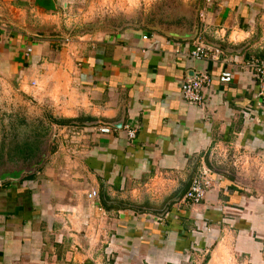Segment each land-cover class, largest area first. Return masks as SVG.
<instances>
[{"label": "crops", "instance_id": "0c3cea01", "mask_svg": "<svg viewBox=\"0 0 264 264\" xmlns=\"http://www.w3.org/2000/svg\"><path fill=\"white\" fill-rule=\"evenodd\" d=\"M77 1L0 0V150L38 147L0 159V174L35 164L0 182V264H211L219 238L228 259L262 264L264 201L247 177L264 171V101L239 64L264 0H204L191 25L66 31ZM198 36L222 46L219 61L188 56ZM200 70L203 103H186L181 82ZM201 165L214 186L178 207Z\"/></svg>", "mask_w": 264, "mask_h": 264}, {"label": "rangeland", "instance_id": "374dc122", "mask_svg": "<svg viewBox=\"0 0 264 264\" xmlns=\"http://www.w3.org/2000/svg\"><path fill=\"white\" fill-rule=\"evenodd\" d=\"M202 1L204 0H154L152 2L140 1L136 3H129V0H111V2H105L104 0H79L72 6L73 14L69 13V15L65 18L66 20L69 18V21H67L68 26L66 25L67 27L65 30L68 31L69 28H73L75 26L77 27H75L76 29L82 30L84 27L88 26L94 27L100 25L104 27L106 25H122L128 22L139 24L146 29H156L157 27H161L163 24L174 25V23H178L181 20H184L186 23L191 25L192 22H197V18H199L200 14L198 12L200 11L199 8L203 4ZM260 4V6H256L257 14L253 23V33L249 35L248 41H250L252 49L254 50L253 52H250L249 55L261 58V56L264 57V2ZM66 35L68 37L67 32ZM14 106L22 108L23 105L16 102ZM25 115V118H28L27 122H33L32 114L26 113ZM17 128L19 129L18 131H21V134L25 133V129H23V127ZM18 131L16 132L18 133ZM230 166L233 168V173L236 174L237 172L238 176H244L242 171L239 169L241 164L237 163V165H235V163H231ZM247 179L252 183V186L256 187V190L258 188L257 192L251 191V197L256 199L260 198L264 201V171H262L259 176H251L247 177ZM219 239L207 248L209 249V252L211 251L212 253H215V261L211 264H245L241 260L236 261L234 259H228L226 250L222 248V245H218ZM263 251L262 264H264ZM206 254L207 253H205L203 257L201 256L200 259L202 262ZM88 260L91 262L90 264L113 263L112 258L108 261L102 258L99 261L94 259Z\"/></svg>", "mask_w": 264, "mask_h": 264}, {"label": "built area", "instance_id": "2783aa9c", "mask_svg": "<svg viewBox=\"0 0 264 264\" xmlns=\"http://www.w3.org/2000/svg\"><path fill=\"white\" fill-rule=\"evenodd\" d=\"M203 13H200V17L203 18ZM142 39H146V35L142 36ZM68 37L64 39V44L68 43ZM223 55L222 46H218L214 43H208L201 36L195 38L194 45L188 50V56L196 60L212 59L219 61ZM241 69L249 72L254 78L255 85V97L258 102L264 101V58L257 56H246L239 64ZM232 72L222 70L219 73L218 80L221 82H230L232 80ZM211 83V77L208 72L200 70L194 72L192 75L186 77L181 82V96L186 103L189 104H202L203 95L202 91L205 86ZM34 84V83H33ZM101 133H108L111 128L107 125H102L97 128ZM126 133L129 138H134L135 134L133 130L126 129ZM216 175L214 172L205 165H201L194 173L189 186L185 192L180 196L176 205L178 207L197 205L205 198L206 193L214 186ZM96 196V192L92 191L88 194V197ZM104 214V212H101ZM166 213V212H165ZM165 213L155 214L153 218L160 220ZM151 215V214H149ZM264 252V251H263Z\"/></svg>", "mask_w": 264, "mask_h": 264}, {"label": "trees", "instance_id": "16d2710c", "mask_svg": "<svg viewBox=\"0 0 264 264\" xmlns=\"http://www.w3.org/2000/svg\"><path fill=\"white\" fill-rule=\"evenodd\" d=\"M261 58H264L261 56ZM24 144H17L13 143L12 141L7 146H2L0 150V159L5 151V153H9L11 156L20 155L25 158V156H28L31 153H34V151L37 150L38 147H30V145Z\"/></svg>", "mask_w": 264, "mask_h": 264}, {"label": "water", "instance_id": "95a60500", "mask_svg": "<svg viewBox=\"0 0 264 264\" xmlns=\"http://www.w3.org/2000/svg\"><path fill=\"white\" fill-rule=\"evenodd\" d=\"M196 24H198V23H196ZM197 29H198V25H196V27H195V32H194L195 36L197 34V31H198ZM185 40H187V39H185ZM216 45L221 46L220 44H216ZM45 156H46V152H45V154H43L42 159ZM34 166H35V164H33L32 167L27 169V170H18V171L12 172V173H9V172L8 173H2V174H0V182L7 179V178L18 179L22 175L23 172H29L30 170L34 169Z\"/></svg>", "mask_w": 264, "mask_h": 264}, {"label": "flooded vegetation", "instance_id": "af4514ba", "mask_svg": "<svg viewBox=\"0 0 264 264\" xmlns=\"http://www.w3.org/2000/svg\"><path fill=\"white\" fill-rule=\"evenodd\" d=\"M4 158H6L7 160H11V159H14V157L13 156H11L9 153H3V155H2V157H1V159H4ZM16 158H19L18 156H16L15 157V159ZM3 165V164H2ZM3 173H7V172H3ZM2 174V173H1Z\"/></svg>", "mask_w": 264, "mask_h": 264}]
</instances>
